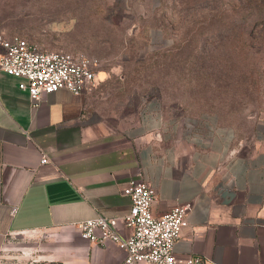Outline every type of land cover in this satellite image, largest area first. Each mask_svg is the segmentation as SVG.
Here are the masks:
<instances>
[{
  "label": "crops",
  "instance_id": "crops-1",
  "mask_svg": "<svg viewBox=\"0 0 264 264\" xmlns=\"http://www.w3.org/2000/svg\"><path fill=\"white\" fill-rule=\"evenodd\" d=\"M21 81L0 70V264H123L124 250L80 238L74 224L126 215L134 176L154 187V215L190 206L176 264H264V122L241 135L216 112L176 116L150 96L113 125L95 88L33 106Z\"/></svg>",
  "mask_w": 264,
  "mask_h": 264
},
{
  "label": "rangeland",
  "instance_id": "rangeland-1",
  "mask_svg": "<svg viewBox=\"0 0 264 264\" xmlns=\"http://www.w3.org/2000/svg\"><path fill=\"white\" fill-rule=\"evenodd\" d=\"M0 31L97 58L92 95L113 125L150 96L241 135L264 122V0H0Z\"/></svg>",
  "mask_w": 264,
  "mask_h": 264
},
{
  "label": "built area",
  "instance_id": "built-area-1",
  "mask_svg": "<svg viewBox=\"0 0 264 264\" xmlns=\"http://www.w3.org/2000/svg\"><path fill=\"white\" fill-rule=\"evenodd\" d=\"M99 65L95 57L63 50L42 51L19 35L6 36L0 31V70L24 80L19 88L28 92L33 106L59 89L75 95L92 91ZM48 161L47 154L42 153L40 162ZM122 193L130 199L129 212L121 217L97 215L76 222L80 238L99 245L114 243L126 253L123 264H176L173 247L187 225L190 206L181 204L154 215L155 189L137 176L126 180ZM120 226L128 233L123 234ZM21 253L31 258L33 250ZM183 263L204 264V260L189 256Z\"/></svg>",
  "mask_w": 264,
  "mask_h": 264
}]
</instances>
